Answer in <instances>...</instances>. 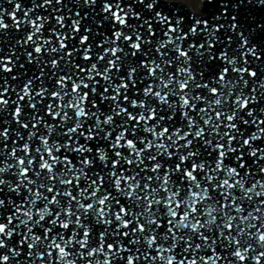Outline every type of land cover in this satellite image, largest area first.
<instances>
[{
  "label": "snow or ice",
  "instance_id": "1",
  "mask_svg": "<svg viewBox=\"0 0 264 264\" xmlns=\"http://www.w3.org/2000/svg\"><path fill=\"white\" fill-rule=\"evenodd\" d=\"M256 61L264 0H0V264H264Z\"/></svg>",
  "mask_w": 264,
  "mask_h": 264
},
{
  "label": "water",
  "instance_id": "2",
  "mask_svg": "<svg viewBox=\"0 0 264 264\" xmlns=\"http://www.w3.org/2000/svg\"><path fill=\"white\" fill-rule=\"evenodd\" d=\"M184 2V1H183ZM200 2H201V0H200ZM200 2H199V4H200ZM184 3H186V2H184ZM187 4V3H186ZM188 5V4H187ZM6 7H9L8 5H5ZM189 6V5H188ZM190 7V6H189ZM191 8V7H190ZM192 9V11H197V10H195V9H193V8H191ZM213 9V6L212 5H208L207 6V10L208 11H211ZM9 23H11V21H8ZM12 35L13 36H15L16 38H20V37H22V35H23V33H21V32H16V31H12ZM255 64H261L262 65V69H264V62H261V61H256V62H254Z\"/></svg>",
  "mask_w": 264,
  "mask_h": 264
},
{
  "label": "rangeland",
  "instance_id": "3",
  "mask_svg": "<svg viewBox=\"0 0 264 264\" xmlns=\"http://www.w3.org/2000/svg\"><path fill=\"white\" fill-rule=\"evenodd\" d=\"M186 2L191 8L197 10L199 6L200 0H183Z\"/></svg>",
  "mask_w": 264,
  "mask_h": 264
}]
</instances>
